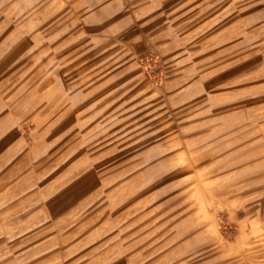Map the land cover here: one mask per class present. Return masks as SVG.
I'll return each mask as SVG.
<instances>
[{
	"label": "rangeland",
	"instance_id": "obj_1",
	"mask_svg": "<svg viewBox=\"0 0 264 264\" xmlns=\"http://www.w3.org/2000/svg\"><path fill=\"white\" fill-rule=\"evenodd\" d=\"M7 13L55 31V63L41 39L0 173V264H39L27 251L54 223L104 226L151 264H211V247L176 261L173 239L211 223V179L238 148L264 158V0H0Z\"/></svg>",
	"mask_w": 264,
	"mask_h": 264
},
{
	"label": "crops",
	"instance_id": "obj_2",
	"mask_svg": "<svg viewBox=\"0 0 264 264\" xmlns=\"http://www.w3.org/2000/svg\"><path fill=\"white\" fill-rule=\"evenodd\" d=\"M10 16L5 14L0 25V173L16 155L17 146L8 148L7 135L19 126L24 87L30 101L36 93L33 87L39 82L38 74L25 76L40 68L41 39L47 38L48 50L53 47V67L55 63V31L38 29L34 19L8 29L10 21L19 14ZM246 149L238 148L233 158L235 165L225 167L222 176L211 179V223L200 225L191 218L176 228L173 239L176 261L211 247V264H264V191L256 194L255 185L248 183L254 178L247 177L264 173V158ZM227 157L228 154L224 158ZM221 215L233 224V238L225 236ZM53 225L55 232L28 250L26 260H39V264H151L148 257L136 254L134 245L128 248L133 252L121 254L119 245L112 243L115 235L106 233L108 229L104 226L82 233L81 226L87 229L82 224L79 228L72 227V223ZM250 247L254 248L253 252H249Z\"/></svg>",
	"mask_w": 264,
	"mask_h": 264
}]
</instances>
